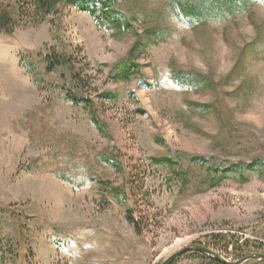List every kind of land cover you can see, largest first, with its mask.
Returning <instances> with one entry per match:
<instances>
[{
  "label": "rangeland",
  "instance_id": "374dc122",
  "mask_svg": "<svg viewBox=\"0 0 264 264\" xmlns=\"http://www.w3.org/2000/svg\"><path fill=\"white\" fill-rule=\"evenodd\" d=\"M255 1L228 21L192 25L164 0H124L127 16L169 33L154 43L135 22L147 43L143 69L122 81L111 74L134 34L113 38L71 4L54 25V15L38 23L28 0H0L21 18L13 35L0 34V264H160L195 244L230 260L242 243L264 252V175L243 182L232 172L212 187L216 172L207 170L264 156V0ZM45 45L68 51L90 76L93 110L37 88L20 66ZM174 69L210 81L181 86ZM166 156L187 170L186 190L153 160ZM204 262L188 252L173 264Z\"/></svg>",
  "mask_w": 264,
  "mask_h": 264
},
{
  "label": "trees",
  "instance_id": "16d2710c",
  "mask_svg": "<svg viewBox=\"0 0 264 264\" xmlns=\"http://www.w3.org/2000/svg\"><path fill=\"white\" fill-rule=\"evenodd\" d=\"M124 0H28L36 16H38V23L48 15H54L52 19L54 25H57L58 13L60 8L66 4H71L78 10L87 12L91 15L101 29L108 30L110 36L113 38H121L125 34H134L136 37L131 49L125 60H122L115 71L111 74L115 80L130 81L134 76L139 75L143 69V64L138 60L139 56L143 54L147 43L143 41V37L138 35L135 22H141L144 25V34L152 42L159 43L166 41V34L169 33L166 24L150 25V18L145 16H127L120 8L119 4ZM167 6V11L180 20L186 21L192 25H206L212 21L225 22L235 18L240 14L249 12L256 4L255 0H164ZM0 3V34L13 35L19 27V20ZM52 38H57V33L51 31ZM20 66L31 77L35 86L39 89L51 87L58 89L63 98L70 101L74 105L83 106L93 110V102L89 95V87L92 86L90 76L82 73V69L77 66L75 58L69 54L68 51L56 47L45 45L36 54H23L20 58ZM172 80L181 86H195L196 90H200L201 86L209 83V78L203 77L202 74L194 71L174 69L171 72ZM192 108H198L207 112L211 107L209 103H189ZM144 113V111H140ZM92 118L100 127L97 117ZM154 162L158 165L168 168L173 176L181 182L182 190H186L189 184V176L187 170L181 168L180 160L176 157L166 156L154 158ZM199 164H207L209 161L202 157H194L191 159ZM209 175L216 172V176L211 177L214 181L210 186L214 187L216 184L230 176L232 172H237L240 181H247L249 173H261L264 175V156L257 157L246 164L237 162L230 166L207 167ZM200 188V187H199ZM201 190V188H200ZM130 224H134L131 215L128 219ZM220 236H231V239L236 241L235 234H219ZM229 244L224 246L228 250ZM230 245V246H231ZM233 250L237 255V259L243 258L256 251H251L252 248L248 244H240L233 246ZM227 257V256H226ZM205 262L203 264H223L213 257L203 254ZM178 261V259L176 260ZM175 261V262H176Z\"/></svg>",
  "mask_w": 264,
  "mask_h": 264
},
{
  "label": "water",
  "instance_id": "95a60500",
  "mask_svg": "<svg viewBox=\"0 0 264 264\" xmlns=\"http://www.w3.org/2000/svg\"><path fill=\"white\" fill-rule=\"evenodd\" d=\"M199 251L203 254L209 255L213 257L215 260L223 263V264H245V262H248L249 260H253V262L249 264H261L264 263V252H254L250 255H247L243 258L236 259V260H230L226 256L222 255L219 251L212 249L206 245L203 244H196L194 246H185L184 248L180 249L179 251L173 253L171 256H169L167 259L162 261L160 264H172L175 262V260L188 251Z\"/></svg>",
  "mask_w": 264,
  "mask_h": 264
},
{
  "label": "bare ground",
  "instance_id": "6f19581e",
  "mask_svg": "<svg viewBox=\"0 0 264 264\" xmlns=\"http://www.w3.org/2000/svg\"><path fill=\"white\" fill-rule=\"evenodd\" d=\"M196 245V244H195ZM190 246H194V245H190ZM188 252H199V251H195V250H192V251H188ZM188 252H185L184 254L188 253ZM201 253V252H200ZM184 254H182L181 256H179L177 259H179L180 257H182ZM203 254V253H202ZM176 259V260H177ZM175 260V261H176ZM173 264V263H172Z\"/></svg>",
  "mask_w": 264,
  "mask_h": 264
}]
</instances>
